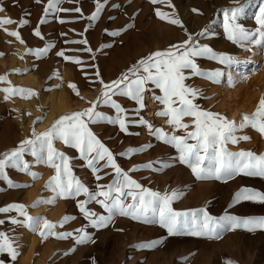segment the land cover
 I'll use <instances>...</instances> for the list:
<instances>
[{
	"label": "rangeland",
	"instance_id": "374dc122",
	"mask_svg": "<svg viewBox=\"0 0 264 264\" xmlns=\"http://www.w3.org/2000/svg\"><path fill=\"white\" fill-rule=\"evenodd\" d=\"M205 1L208 0H165L154 4L150 0H61L58 11L46 12L49 0H0V19L26 21L22 27L12 23L0 28V77L7 80L0 82V89L14 87L35 93L28 99L11 95L6 100L5 93L0 91V158L17 149L25 139H34L33 131L43 133L61 117L98 102L103 85L112 84L126 74L134 79L129 70L138 66L139 61L185 41L189 42V47H207L217 55L231 58V63H221L207 56L194 58L201 72H218L220 76L214 79L207 75L191 76L190 70H185L184 74L189 77L185 84L200 90L193 102L237 124L242 116H251L264 96V37L256 21L264 0H217L216 3L209 0L212 1L210 10L192 34ZM97 3L103 8L93 20L90 18L96 12ZM237 8L242 9L237 23L249 34L248 40L238 44L227 38L224 29L225 10ZM157 11L170 19H178L180 25L160 19ZM37 30L39 36L34 34ZM12 31H18L20 40L6 35ZM206 37L207 41L202 43L200 39ZM232 44L237 45L236 50L231 49ZM69 85H75V91ZM145 87L144 97L162 95L150 83ZM52 99L60 105L56 114L51 113ZM112 100L125 110L122 115L126 117V131H121L118 124L107 122L90 123L88 127L131 179L161 194L179 193V198L172 203L176 211L203 209L215 219L225 215L264 217V203L242 201L230 207L234 194L242 187L264 193V178L240 175L227 181L197 179L190 168L179 162L175 147L151 134L147 124H139V120L144 119V108L139 109L135 101L122 95H114ZM154 100L159 113L164 105ZM23 105L32 109L26 111ZM96 111L106 117L116 115L114 109L102 101L98 102ZM159 117L167 126L152 127L172 134L166 117ZM183 122L192 123L189 117ZM175 135H184V132L177 131ZM235 135L250 139L227 144L228 151L264 154V137L258 131L245 127ZM53 146L69 158L72 175L90 192L95 193L99 186L111 184L115 179L114 170L103 167L104 161L96 165L101 169L96 174L101 179H97L76 149L60 141H54ZM145 146H148L146 150H141ZM23 160L30 166L29 172L38 174V178L33 179L25 171L6 168L8 179L0 178V208L23 205L29 216L57 225L53 229L57 235H73L64 239L50 235L42 239L38 230L31 231L23 223H10L12 219L23 222L24 217L16 211L0 213V221H4L0 232L7 234L18 253L13 259L7 251L0 252V264H226L227 261L264 264V229L226 230L218 238L186 233L170 236L158 224L118 214L106 227L96 228L77 206L85 201L83 194L33 207L38 200L53 198L54 193L45 185L55 170L38 163L30 151L24 153ZM148 164L152 167H144ZM161 164L170 166L161 167ZM133 168L138 170L132 171ZM125 202L130 203L131 198ZM86 206L98 215H108L94 201ZM65 217L70 219L60 227ZM77 229H83L90 239L76 243ZM46 248L50 250L45 253Z\"/></svg>",
	"mask_w": 264,
	"mask_h": 264
},
{
	"label": "snow or ice",
	"instance_id": "6c2138e0",
	"mask_svg": "<svg viewBox=\"0 0 264 264\" xmlns=\"http://www.w3.org/2000/svg\"><path fill=\"white\" fill-rule=\"evenodd\" d=\"M150 2L154 4L164 3L165 0H150ZM60 3L61 0H49L46 12L49 9L58 11ZM102 8L103 5L97 3L96 12L90 19H96ZM241 11L242 9L237 8L224 12V29L227 38L237 44L249 39V34L237 23ZM157 16L169 23L180 25L178 19H170L165 13L157 11ZM256 21L260 26L261 36L264 37V6L260 7ZM41 22L43 23V20ZM12 23H18V26L22 27L26 21L15 22L9 18L0 19V28ZM34 34L40 35L38 30ZM6 35L20 40L18 31L6 32ZM188 43L185 41L165 52L153 53L147 59L139 61L138 66L129 70L131 76L135 77L134 79H130L129 75L126 74L120 80L113 81L112 84L103 85L101 98H98V102L102 101L104 105L114 109L115 117H106L97 112L98 102H93L89 108L83 111L61 117L43 133L33 131L34 139H25L17 149L0 158V178L8 179L5 174V169L8 167L25 171L33 179L38 178V174L29 172L30 166L23 160L24 153L30 151L38 163H43L55 170V174L45 185L46 189L54 193L53 198L48 201L38 200L33 207L41 203L53 204L57 198L67 199L83 194L86 199L78 203L77 206L89 223L96 228L106 227L113 216L118 214L145 223L158 224L166 229L170 236L186 233L218 238L226 230L232 231L242 228L247 231H254L264 229V217L238 218L225 215L215 219L203 209L176 211L172 207V203L179 198V193L173 191L171 194L167 192L161 194L142 187L122 171L115 162L113 154L88 127L90 123L107 122L118 124L121 131H126V117L122 115L125 110L112 100V96H125L135 101L139 109L142 110L145 107V86L150 83L162 93L161 96L153 97L164 105V109L157 115L166 117V123L172 129V134L164 133L159 128H153L142 118L139 120V124H147L151 134L156 135L163 143L175 147L179 153V162L190 168L197 179L227 181L240 175L264 178V154L257 156L250 151L233 153L228 151L226 147L229 143L236 144L240 140L247 141L250 139L248 136L238 137L235 135L236 132L242 131L245 127H251L264 137V96L259 100L255 112L251 116H242L239 124L217 113L201 109L193 102L200 95V90L185 84L189 78L184 74L185 70H190L191 76L207 75V78L214 79L219 77L220 73L205 74L201 72L194 62V58L207 56L213 60H219L221 63H231V58L217 55L207 47L200 48L194 45L189 47ZM256 43H260V41H256ZM44 51L46 49L41 50L40 54H43ZM141 72L144 75H139ZM0 82H7L6 77H0ZM101 83L103 84L102 81ZM69 87L75 91V85H69ZM0 91L5 93L6 100L11 95H19L23 99L35 95L30 90L14 87L0 89ZM186 117L191 118V124L183 122ZM38 120H42V118H38ZM189 128L192 130L188 131ZM177 131H183L184 135H175ZM54 141H60L65 146L76 149L94 175L101 171L96 165L104 161L103 167H111L114 170L115 179L111 184L99 186V190L95 193L90 192L79 179L72 175L69 158L54 148ZM147 147L145 146L141 150H146ZM166 166L170 165L161 164V167ZM144 167L151 168L152 165L148 164ZM135 170L138 169H132V171ZM96 178L101 179L99 175H96ZM98 197H103V199H98ZM128 198H131L130 203L125 202ZM93 201L101 205L108 215H98L89 210L86 205ZM242 201L264 203V193L242 187L234 194L230 207ZM8 211H16L24 217L23 222L12 219L10 223H23L31 231L36 232L38 230L42 239L50 235L58 239L73 235L72 233L57 235L53 231L57 225L42 218L29 216L23 205H9L7 208H0V213ZM69 219V217H65L59 226L63 227V224L67 223ZM3 223L4 221H0V224ZM76 231L79 233L75 237L76 243H85L90 239L83 229ZM4 251H7L13 259L18 255L11 239L7 234L0 232V252ZM226 264H232V262L227 261Z\"/></svg>",
	"mask_w": 264,
	"mask_h": 264
},
{
	"label": "bare ground",
	"instance_id": "6f19581e",
	"mask_svg": "<svg viewBox=\"0 0 264 264\" xmlns=\"http://www.w3.org/2000/svg\"><path fill=\"white\" fill-rule=\"evenodd\" d=\"M212 1H217V0H212ZM212 1H205L202 4V7L200 8V14L198 15V17H196L195 23L193 25V30H192V34L193 32L200 26V23L202 22V20L204 19L205 15L207 14V12L210 10V2ZM203 2V1H202ZM216 3V2H215ZM217 5V4H216ZM215 6V5H214ZM251 21V20H250ZM251 23V22H250ZM204 24V23H203ZM247 32V31H246ZM252 34V33H251ZM250 34V35H251ZM190 36V35H189ZM185 39V37H183L182 41ZM191 40V39H190ZM202 43L207 41V37L206 38H201L200 39ZM214 45L217 44L219 45L218 42H214ZM224 46V45H223ZM232 50H236L237 49V45L236 44H232L230 45ZM229 73V72H227ZM227 73H225L227 75ZM231 73V72H230ZM144 120L147 122V124H151L153 125H160V127H165L167 126L166 124H164V120L161 119V117H159V115H157V105L155 100L152 97H149L148 95H146L144 97ZM23 108L27 111V110H31L32 108L28 105H23ZM51 108H52V114H56L60 108L59 103H57L54 99H52L51 102ZM63 109V108H62ZM239 123V122H238ZM143 128V127H142ZM156 128V127H155ZM144 130H147L144 127ZM56 143V142H55ZM264 239V238H263ZM31 240V239H30ZM29 240V241H30ZM32 243H34V241L32 240ZM36 243V242H35ZM34 245V244H33ZM48 248L45 249V253L49 252L48 250H50V248L47 250Z\"/></svg>",
	"mask_w": 264,
	"mask_h": 264
}]
</instances>
